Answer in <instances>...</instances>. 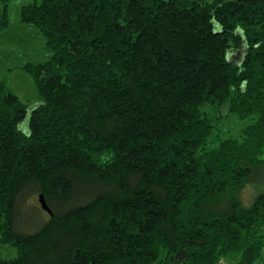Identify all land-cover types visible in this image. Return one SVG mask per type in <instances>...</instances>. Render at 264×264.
I'll list each match as a JSON object with an SVG mask.
<instances>
[{"label": "trees", "instance_id": "16d2710c", "mask_svg": "<svg viewBox=\"0 0 264 264\" xmlns=\"http://www.w3.org/2000/svg\"><path fill=\"white\" fill-rule=\"evenodd\" d=\"M19 16L49 58L20 68L32 104L0 75V245L17 251L0 264H264V0H32ZM230 117L239 140L216 134ZM27 200L45 220L23 230Z\"/></svg>", "mask_w": 264, "mask_h": 264}, {"label": "rangeland", "instance_id": "374dc122", "mask_svg": "<svg viewBox=\"0 0 264 264\" xmlns=\"http://www.w3.org/2000/svg\"><path fill=\"white\" fill-rule=\"evenodd\" d=\"M31 2L32 0H13L9 4L10 26L8 30L0 34V75L8 82L9 87L19 99L28 104L36 102L38 96L32 77L20 68L28 62H42L49 58L45 40L39 29L33 25L20 23L21 8ZM229 59L232 61L230 54ZM246 125V122L232 117L222 118L219 121V131H216V134L222 139L239 140ZM44 218L40 217L30 200H27L20 215L19 225L23 230H27L33 221H38L41 224L45 220ZM16 256V250L0 245V258L13 259ZM221 264H232V262L225 260Z\"/></svg>", "mask_w": 264, "mask_h": 264}, {"label": "water", "instance_id": "95a60500", "mask_svg": "<svg viewBox=\"0 0 264 264\" xmlns=\"http://www.w3.org/2000/svg\"><path fill=\"white\" fill-rule=\"evenodd\" d=\"M40 204L42 206V209L47 212L50 216H52V212L48 208L43 196L40 197Z\"/></svg>", "mask_w": 264, "mask_h": 264}]
</instances>
